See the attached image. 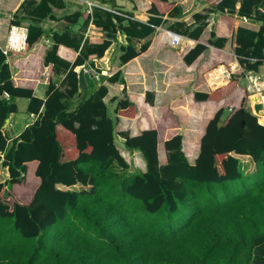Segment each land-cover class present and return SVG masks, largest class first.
<instances>
[{"label": "trees", "instance_id": "16d2710c", "mask_svg": "<svg viewBox=\"0 0 264 264\" xmlns=\"http://www.w3.org/2000/svg\"><path fill=\"white\" fill-rule=\"evenodd\" d=\"M236 2L219 0L217 6L234 9ZM263 2L241 0L238 13L258 10L264 20L258 9ZM114 15L121 29L145 28L133 20L123 27L124 18ZM238 44L239 55L264 58L263 35L239 29ZM203 49H192L188 60ZM131 55L123 60L136 56ZM246 58L240 61L257 69L260 61ZM74 65L66 76L73 86L47 98L43 116L6 154L11 175L0 182V264H264V125L245 107L247 89L236 84L225 94L220 89L194 94L211 105L194 164L182 150L180 133L164 140L165 165L158 155L160 128L125 135L126 148L141 151L147 164L146 171L127 176L116 168L126 171L129 165L115 144L114 120L103 100L106 87L68 112L64 99L78 94ZM7 89L14 96L32 94ZM1 102L4 112L10 109ZM117 112L134 115L137 109L123 101ZM173 112L166 109L164 117ZM59 123L74 139L60 135ZM5 142L0 133V150ZM231 152L248 156L255 170L244 173ZM79 183L80 191L58 187Z\"/></svg>", "mask_w": 264, "mask_h": 264}, {"label": "crops", "instance_id": "0c3cea01", "mask_svg": "<svg viewBox=\"0 0 264 264\" xmlns=\"http://www.w3.org/2000/svg\"><path fill=\"white\" fill-rule=\"evenodd\" d=\"M90 1L94 3L91 10L85 0H0V133L6 141L0 150V167L6 175L3 173L0 182H6L11 175L4 162L6 154L21 140L23 132L43 116L47 98L56 89L65 91L73 86L66 76L74 63L78 94L64 99L70 104L68 112L75 111L84 97L80 96L79 71L85 67L93 75L86 95L94 94L101 86L107 89L103 100L114 120L115 144L122 155L121 147L133 152L126 148L125 135L137 136L156 127L162 137L158 142L161 165L167 164L169 158L164 140L176 133L182 134V150L189 163L194 164L201 147L198 136L205 131L204 127L201 133L203 119L211 108L208 100L195 99L196 92L213 93L220 89L225 94L234 85H241L248 91L245 107L264 125V109L256 113V101H252V96L257 95L264 104V58H246L236 52L239 29L264 37V20L258 10L251 16L239 15L241 0H237L234 9L218 8L219 0ZM258 9L264 12V2ZM114 14L124 18L123 27L133 20L145 28L121 29ZM196 14L205 18L197 19ZM12 25L28 28L29 45L24 51L5 54ZM168 30L183 35L181 45L169 44ZM199 45L204 49L190 62V51ZM130 54L136 56L124 61ZM240 58L260 64L257 69H250ZM229 69L230 78H225L222 72ZM7 87L32 94L14 96ZM187 96L192 102L189 107L172 106L174 101L183 103ZM3 100L10 108L6 112L2 110ZM123 101L137 112L120 116L117 108ZM168 108L173 109L175 116L164 117ZM175 117L180 122L177 130ZM57 130L62 137L74 139L62 123ZM231 155L249 159L235 152Z\"/></svg>", "mask_w": 264, "mask_h": 264}, {"label": "rangeland", "instance_id": "374dc122", "mask_svg": "<svg viewBox=\"0 0 264 264\" xmlns=\"http://www.w3.org/2000/svg\"><path fill=\"white\" fill-rule=\"evenodd\" d=\"M190 99H191V96H190ZM193 100V99H192ZM189 98L188 96L187 97H184V102L183 103H180V102H175L172 104V106H175V105H179V104H184L186 105V107H189ZM192 103V102H190ZM195 105V104H194ZM194 107V106H193ZM249 107V106H248ZM250 108V107H249ZM248 108V109H249ZM185 127L187 126L186 124H184ZM123 155H124V158L126 159L128 165H129V169H127L126 171L119 168L118 166L116 167L117 168V171L120 175H127V176H131L132 173H136V172H139V171H143L146 169L145 167V160L142 156V154L139 153V151H133V152H128V150L126 149H123L121 147ZM244 159H241V163H242V168L244 169V173H251L255 170V165L254 163L251 162L250 158L247 160L246 157H243ZM244 166V167H243ZM3 173L6 175V170L2 167H0V180L4 178V175ZM235 183H240V181H237ZM59 187H61L62 189H71V190H76V191H80L81 189L84 188V186L82 184H78V185H75V186H72V187H66V186H62V185H58ZM138 210L136 212V214H144L145 212H143L141 209H136ZM151 218V217H150Z\"/></svg>", "mask_w": 264, "mask_h": 264}, {"label": "built area", "instance_id": "2783aa9c", "mask_svg": "<svg viewBox=\"0 0 264 264\" xmlns=\"http://www.w3.org/2000/svg\"><path fill=\"white\" fill-rule=\"evenodd\" d=\"M85 2L88 4L89 10H91L92 5L94 3L90 0H85ZM167 33L169 35L170 45L179 46L182 44L184 38L183 35H180L170 30H168ZM27 45H28V28L23 25H12L8 34V43L6 48L4 49V53L8 54L11 51L14 52L24 51L27 48ZM230 72L231 69H229V71L224 70L222 73L225 74V78H230ZM98 76L99 75L96 74V77Z\"/></svg>", "mask_w": 264, "mask_h": 264}, {"label": "water", "instance_id": "95a60500", "mask_svg": "<svg viewBox=\"0 0 264 264\" xmlns=\"http://www.w3.org/2000/svg\"><path fill=\"white\" fill-rule=\"evenodd\" d=\"M114 7V6H113ZM93 75L86 71L85 67H81L79 71V87L81 91V98L86 95L88 90V85L91 82ZM256 101L255 110L259 113L260 110L264 109V104L259 101L258 97L254 99Z\"/></svg>", "mask_w": 264, "mask_h": 264}]
</instances>
